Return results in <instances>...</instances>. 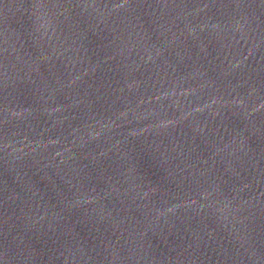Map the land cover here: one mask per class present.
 <instances>
[{
	"label": "water",
	"instance_id": "95a60500",
	"mask_svg": "<svg viewBox=\"0 0 264 264\" xmlns=\"http://www.w3.org/2000/svg\"><path fill=\"white\" fill-rule=\"evenodd\" d=\"M0 264H264V0H0Z\"/></svg>",
	"mask_w": 264,
	"mask_h": 264
}]
</instances>
